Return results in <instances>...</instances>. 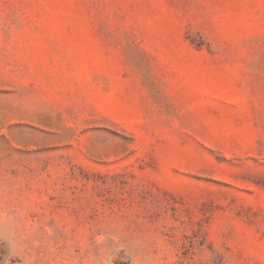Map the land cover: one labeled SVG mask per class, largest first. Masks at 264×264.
Listing matches in <instances>:
<instances>
[{"label": "rangeland", "instance_id": "1", "mask_svg": "<svg viewBox=\"0 0 264 264\" xmlns=\"http://www.w3.org/2000/svg\"><path fill=\"white\" fill-rule=\"evenodd\" d=\"M0 264H264V0H0Z\"/></svg>", "mask_w": 264, "mask_h": 264}]
</instances>
